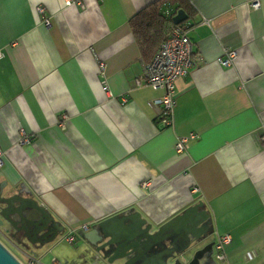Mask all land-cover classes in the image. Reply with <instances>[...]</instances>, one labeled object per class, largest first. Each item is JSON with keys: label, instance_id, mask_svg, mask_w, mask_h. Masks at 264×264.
<instances>
[{"label": "crops", "instance_id": "0c3cea01", "mask_svg": "<svg viewBox=\"0 0 264 264\" xmlns=\"http://www.w3.org/2000/svg\"><path fill=\"white\" fill-rule=\"evenodd\" d=\"M69 1L0 0V182L5 193L27 186L62 224L60 240L28 246L34 264H122L94 258L101 220L138 213L154 234L197 202L206 231L181 229L172 253L160 255L169 228L140 245L134 264H264V0H182L178 22L196 63L176 80L167 123L152 102L162 89L134 83L160 31L137 42L128 23L158 0ZM176 4L163 1L159 13L171 18ZM222 47L235 50L226 66ZM20 130L28 141L17 142ZM0 241L27 264L28 250L1 229Z\"/></svg>", "mask_w": 264, "mask_h": 264}, {"label": "water", "instance_id": "95a60500", "mask_svg": "<svg viewBox=\"0 0 264 264\" xmlns=\"http://www.w3.org/2000/svg\"><path fill=\"white\" fill-rule=\"evenodd\" d=\"M185 17V12L179 8L171 19L173 22H178ZM4 186L5 183L0 182V229L4 234L11 237L23 249H27L28 246L39 248L53 240L62 224L55 219L46 206L30 196L27 186L18 185L9 193L3 191ZM199 205V202L190 204L179 214L159 224L154 234L148 232L150 224L144 222L138 213H136L138 217L127 213L115 214L101 220L98 223V228L105 239H99V243L94 244V258L101 256L102 259L105 258L107 262H110L111 258L124 257L122 264H134L139 259L140 245L145 247L148 245V240L156 239V242L162 240L164 236H168V234L163 235L162 233L169 228V231H172L169 245L164 247L161 244L158 251L162 248L160 255L162 253L171 254L172 246H174L171 240L173 241L180 235L181 229L190 234L195 233L197 228L202 231L209 228L207 225L209 220L205 217L204 210H199ZM3 222L12 229L11 232H7L8 227L3 225ZM179 222L185 223L179 224ZM100 249L102 251L99 255ZM28 252L30 255L35 254L32 249ZM157 255L159 256V252ZM0 264L23 263L0 241ZM157 264H164V260L162 259Z\"/></svg>", "mask_w": 264, "mask_h": 264}, {"label": "built area", "instance_id": "2783aa9c", "mask_svg": "<svg viewBox=\"0 0 264 264\" xmlns=\"http://www.w3.org/2000/svg\"><path fill=\"white\" fill-rule=\"evenodd\" d=\"M65 3H70L69 0H65ZM80 3V2H79ZM251 6L256 7L258 5L256 0L251 1ZM36 11L39 14V18L48 24V19L43 15V7L36 6ZM171 12V9H167L166 13ZM204 21L207 22L205 18ZM187 23L177 22L171 25L168 34L160 42L154 55L150 61L143 63L142 70L139 75L134 78L136 85L141 83L149 84L152 87L162 89V94L156 97L152 102L159 106L160 122L167 123L169 121L171 111L174 104L175 96V84L176 80L185 74H187L189 68L195 65L196 57L193 54L192 42L186 33ZM235 55L234 49L222 47V53L217 58V62L221 65H229L232 62V58ZM103 63L99 62V70H102ZM102 72V71H101ZM188 137H193L192 133L179 136L175 143V150L181 151L186 147V140ZM29 135L24 134L20 130V135L17 138V142L21 143L28 141ZM264 140V132L259 136ZM3 150L0 147V166L2 164ZM85 227V226H83ZM76 236L70 232L65 233L63 238L68 242L73 243ZM230 237L227 233L220 235L215 243L217 249L216 257L221 258L223 256L221 247L222 244L228 242ZM38 259L34 255H29L27 264H34Z\"/></svg>", "mask_w": 264, "mask_h": 264}, {"label": "trees", "instance_id": "16d2710c", "mask_svg": "<svg viewBox=\"0 0 264 264\" xmlns=\"http://www.w3.org/2000/svg\"><path fill=\"white\" fill-rule=\"evenodd\" d=\"M165 0H158L156 2H152L133 15H131L128 19V23L133 31L135 38L138 41H143L146 44L149 43L151 36L153 35L156 28L160 31V37L158 42H161L169 32V29L173 22L171 18H164L161 13H159V7L162 2ZM169 2H176L175 10L181 8L185 10L186 4L182 0H168ZM174 12H172L173 14ZM171 14V15H172ZM160 26V27H159ZM162 28H165L164 31ZM160 44V43H159ZM157 45H154V47ZM159 46V45H158Z\"/></svg>", "mask_w": 264, "mask_h": 264}, {"label": "rangeland", "instance_id": "374dc122", "mask_svg": "<svg viewBox=\"0 0 264 264\" xmlns=\"http://www.w3.org/2000/svg\"><path fill=\"white\" fill-rule=\"evenodd\" d=\"M59 238H60V236H57V237L55 238V241H56V240H60ZM2 243H3V242H2ZM7 249H8V248H7Z\"/></svg>", "mask_w": 264, "mask_h": 264}]
</instances>
